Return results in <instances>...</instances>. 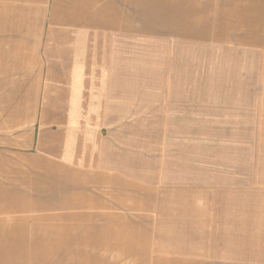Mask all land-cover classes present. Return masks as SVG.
<instances>
[{
  "label": "crops",
  "instance_id": "1",
  "mask_svg": "<svg viewBox=\"0 0 264 264\" xmlns=\"http://www.w3.org/2000/svg\"><path fill=\"white\" fill-rule=\"evenodd\" d=\"M0 264H264V0H0Z\"/></svg>",
  "mask_w": 264,
  "mask_h": 264
}]
</instances>
